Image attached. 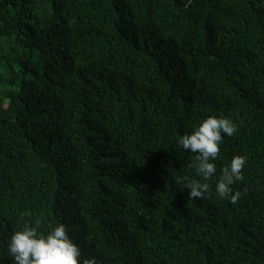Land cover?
<instances>
[{
	"label": "trees",
	"instance_id": "16d2710c",
	"mask_svg": "<svg viewBox=\"0 0 264 264\" xmlns=\"http://www.w3.org/2000/svg\"><path fill=\"white\" fill-rule=\"evenodd\" d=\"M211 116L203 181L178 140ZM37 218L98 264H264V0H0V264Z\"/></svg>",
	"mask_w": 264,
	"mask_h": 264
},
{
	"label": "clouds",
	"instance_id": "9594fccd",
	"mask_svg": "<svg viewBox=\"0 0 264 264\" xmlns=\"http://www.w3.org/2000/svg\"><path fill=\"white\" fill-rule=\"evenodd\" d=\"M238 132V125L231 119L211 116L203 120L191 133L183 134L178 145L186 151L196 153L194 167L203 181H208L217 172L214 161L220 156V144L223 136L232 137ZM247 156H234L230 163L221 169L215 185L218 198L227 199L235 205L243 193L234 191V183L244 180L243 169ZM177 182L188 190L192 199H204L209 193L207 182L178 177ZM43 218H37L33 225L24 226L11 234L7 241V250L14 264H98L93 256L83 258L79 246L69 237L64 224H58L46 233L41 232Z\"/></svg>",
	"mask_w": 264,
	"mask_h": 264
}]
</instances>
